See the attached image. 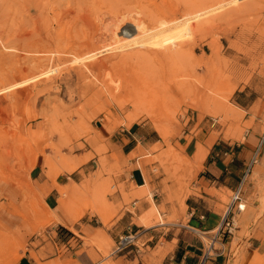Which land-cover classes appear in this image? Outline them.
Instances as JSON below:
<instances>
[{"label":"rangeland","instance_id":"obj_1","mask_svg":"<svg viewBox=\"0 0 264 264\" xmlns=\"http://www.w3.org/2000/svg\"><path fill=\"white\" fill-rule=\"evenodd\" d=\"M200 2L0 0L1 264L25 255L32 264H162L186 246L196 205L219 219L217 231L192 232L203 252L216 234L210 258L257 264L264 254V0H208L211 9L223 6L201 17L205 27L167 44L171 25L197 16ZM157 14L165 19L156 25H170L161 45L113 66L111 54L146 49L125 44L144 32L134 31L132 19ZM177 47L180 53L172 51ZM180 82L191 90L177 93ZM152 85L160 89H147ZM113 92L123 98L114 101ZM211 138L216 158L253 139L233 189L199 181L204 155L195 153ZM39 162L49 178L87 164L79 185L59 187V204L73 222L67 228L57 226L30 179ZM135 168L145 186L125 192L115 179ZM241 183L242 211L236 203L225 215ZM150 206L148 227L142 217ZM224 216L234 220L231 233L221 225ZM126 219V231L147 228L152 237L111 255L126 232L115 238L111 230Z\"/></svg>","mask_w":264,"mask_h":264},{"label":"crops","instance_id":"obj_2","mask_svg":"<svg viewBox=\"0 0 264 264\" xmlns=\"http://www.w3.org/2000/svg\"><path fill=\"white\" fill-rule=\"evenodd\" d=\"M212 139L213 138H211V141H207V147L204 146L205 154L203 161L200 164H197L198 167H202V174L199 177V181H204L209 186L215 185L218 187L233 189L234 186H236L234 184L235 176L240 173V169L236 170V167L245 166L249 161L252 152L250 144L253 139L247 138L246 145L242 142L235 143L237 147L235 153L219 150L221 152V156L219 158H216L218 157V152L214 154L215 150H217L216 146H211L214 140ZM111 142L113 143V140ZM186 148H188V145ZM74 156L75 159L82 157L81 154L78 155L77 153H75ZM86 165L87 164L84 163L71 173L62 172L53 178H49L45 175V166L41 162L36 164L30 171V179L35 182L38 191L42 194L45 206L51 210L58 219L57 226L59 227L67 228L73 223L66 214L64 208L59 204V187H69L72 185V183L79 185V183L82 181L81 172H85ZM115 180L121 182L125 186V192H129L131 186H135L136 188L145 186V176L139 168H135L130 173H125ZM117 197L119 201L122 200L120 195H117ZM111 202L113 203V196L111 197ZM146 206L149 207V205ZM189 217L190 219L187 228L192 230L190 231V234L192 235V232L197 230H200L201 232L210 230L215 231L219 226V219L217 216L207 213L197 205L189 208ZM129 223L130 222L128 219H126L125 222L121 221V225L119 227H115L114 231L112 228L111 235L116 238L120 233L126 231V229L129 228ZM147 234L144 236H147ZM192 235L188 236L189 239L186 246L177 247L172 255L170 254L164 259L162 264H198L199 258L203 253V248L201 247V242H199L198 239H195V236ZM148 237H150V235ZM161 253H164V251H161ZM161 253H158V255H161ZM17 264H32V261L30 260L29 256L25 255L17 262ZM206 264L221 263L217 258H211V260Z\"/></svg>","mask_w":264,"mask_h":264},{"label":"bare ground","instance_id":"obj_3","mask_svg":"<svg viewBox=\"0 0 264 264\" xmlns=\"http://www.w3.org/2000/svg\"><path fill=\"white\" fill-rule=\"evenodd\" d=\"M207 1V2H206ZM207 3H208V0H202V2H200V3H198V4H196V9H199L200 10V12L198 13V15L197 16H188V17H185V18H183V19H180V20H177V21H175V23L173 24V25H171V27H174L175 28V32L174 33H172L171 34V37L169 36L167 39H165V41L167 42V44H171V43H173V42H175L176 41V39H178V38H184V37H186V36H188V35H190L191 34V29L192 28H195V29H197L198 31H201L204 27H205V25H203V23L207 20V16L205 17V18H203L204 17V15H208L209 13H211V12H213L214 10H216V9H220V8H222V6L223 5H217L218 7H216V8H214V9H211V7H208L207 6ZM173 14H174V12H173ZM163 15V14H162ZM162 15H160V14H157V15H150V16H148L147 18H145V17H143V18H140V19H138V20H134V18L132 19L133 20V22H132V27L134 28V31H138V30H142V31H144L143 32V34L142 35H140V36H138L137 38H133V40L132 41H130V42H127V43H125L126 45H127V47H129V46H132V45H135L137 48H138V46H145L146 47V49H143V50H141V49H138V50H136V51H134V52H131V53H127V54H119V55H117V54H111V55H116V56H114L113 58L115 59V61L113 62V61H111L112 63V65L113 66H119V64H121V63H124V62H128V61H131V60H137V59H139L140 57H144V56H146V53L148 54V53H151V52H149V48L150 47H158V46H160L161 45V42H160V39H159V36L160 35H162V34H164V33H166L168 30H169V28H170V25H164V24H162V26L161 25H156V23L157 24H159L160 22H162V20L163 19H165V17L164 16H162ZM169 15V14H168ZM146 16V15H145ZM173 16V15H172ZM205 20V21H203V19ZM199 19H201V21H199ZM130 20V19H129ZM131 20V21H132ZM199 21V22H198ZM154 25V26H153ZM153 26V27H152ZM150 28V29H149ZM128 40H130V39H128ZM12 41V40H11ZM149 47V48H148ZM123 50H125V49H123ZM174 53H180L181 52V48L180 47H177V48H174L173 50H172ZM256 51V50H255ZM10 53V52H9ZM15 53V52H14ZM1 54H3V53H1ZM13 54V53H12ZM95 53H93V54H91V55H93V56H91V55H88L87 57H86V60H90L91 58H94V56H98L97 54H95ZM4 56V55H3ZM2 56V57H3ZM7 56V55H6ZM5 56V57H6ZM10 56H11V54H10ZM251 56V55H250ZM9 57V56H8ZM106 57H108V56H106ZM4 58V57H3ZM2 58V59H3ZM11 58L14 60V58L15 59H17L16 57H12L11 56ZM113 58H110V59H113ZM6 59V58H5ZM30 59V58H29ZM33 58H31V60H32ZM105 59V58H104ZM110 59H109V61H110ZM18 60V59H17ZM82 60V59H81ZM28 61V60H27ZM105 61V60H104ZM107 61V60H106ZM10 62V61H9ZM30 64V63H29ZM110 64V63H109ZM110 64V65H111ZM16 65V64H15ZM12 67H15V66H12ZM16 68V67H15ZM17 69V68H16ZM240 69V68H239ZM19 70V69H18ZM118 69H116V71H117ZM241 70V69H240ZM46 73V72H45ZM44 73V74H45ZM116 74L117 73H119L118 71L117 72H115ZM6 76V75H5ZM119 76V75H118ZM0 78H2V77H0ZM32 78V77H31ZM35 78V77H34ZM30 79V78H29ZM8 81V80H7ZM6 81V82H7ZM30 81H31V79H30ZM113 83V82H112ZM119 85V84H118ZM6 86H8V85H6ZM11 87H12V85H10ZM10 86H8V87H10ZM116 86H117V84H116ZM8 87H5V89H7ZM117 88H119V87H117ZM175 88H176V91H177V93L179 92H181V93H185V92H188L189 90H191V87H189V85L188 84H186V83H184V82H180V83H176V85H175ZM174 88V89H175ZM147 89H150V91H158L160 88H157V86H154V85H152V86H147ZM119 90V89H118ZM1 91H3V89L2 90H0V92ZM117 91V90H116ZM160 93V92H159ZM111 96H113L112 98L114 99V101L115 100H120V99H122L123 98V96H121V95H119V94H116L115 95V92H113V94H111ZM116 103V102H115ZM120 103V102H119ZM118 104V103H117ZM233 115V114H232ZM220 116V115H219ZM223 117V116H222ZM209 126H210V124H209ZM214 139V138H213ZM212 139V140H213ZM211 141V140H210ZM214 141V140H213ZM207 147V146H206ZM204 153H205V148L202 146V145H200L199 144V146H198V148H197V151H196V153H195V159H201L202 157H203V155H204ZM195 162V161H194ZM193 162V163H194ZM197 163V162H196ZM51 162H47V168H49V167H51ZM35 165V163L33 164V166ZM198 166V165H197ZM200 166V165H199ZM33 168V167H32ZM192 177V176H191ZM17 182V181H16ZM27 191V190H26ZM30 192V191H29ZM28 192V193H29ZM27 193V192H26ZM27 195V194H26ZM151 207V206H150ZM8 208V207H7ZM152 209H151V211L147 214V215H145V216H143L142 217V221H143V223H145L146 225H148V227H150L151 226V217L153 216V214H154V212H153V210H154V208H153V206L151 207ZM65 211L70 215V210L69 209H65ZM261 211H262V213H264V210H262L261 209ZM147 213V212H146ZM260 215H261V212H260ZM70 217V216H69ZM58 220V219H57ZM219 229V227H217L216 228V230L215 231H217ZM213 232V231H212ZM202 234V233H201ZM1 264V263H0ZM257 264H264V254H262L260 257H259V259L257 260Z\"/></svg>","mask_w":264,"mask_h":264},{"label":"built area","instance_id":"obj_4","mask_svg":"<svg viewBox=\"0 0 264 264\" xmlns=\"http://www.w3.org/2000/svg\"><path fill=\"white\" fill-rule=\"evenodd\" d=\"M248 165L247 167V172L249 168L252 166V163ZM241 191H242V183L238 185V187L233 191V196L231 198V203L229 204V207L226 211L225 215H228L229 212L232 210L234 205L237 202H241L242 196H241ZM134 207V204H133ZM237 208L238 210L242 211L241 203H237ZM221 225H224V228H228V232L231 233L232 227L234 226V220L233 218L226 219L225 216L222 219ZM147 228H143L141 230H129L118 236L117 240L115 241L113 250L111 252V255H120L124 254L125 252H131L133 248L139 249L137 246V242L145 235L147 234ZM216 234L210 239V242L208 243V246L204 249V252L202 253L198 264H206L208 260H210L211 256V251L216 250L214 247V244L216 242ZM151 238V237H150ZM150 240V239H149ZM148 240V241H149Z\"/></svg>","mask_w":264,"mask_h":264}]
</instances>
